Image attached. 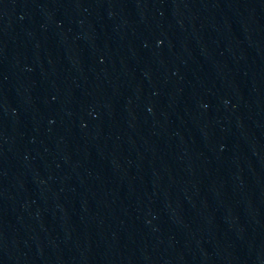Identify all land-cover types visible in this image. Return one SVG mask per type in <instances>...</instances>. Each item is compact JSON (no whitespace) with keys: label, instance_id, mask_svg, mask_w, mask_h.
<instances>
[{"label":"water","instance_id":"water-1","mask_svg":"<svg viewBox=\"0 0 264 264\" xmlns=\"http://www.w3.org/2000/svg\"><path fill=\"white\" fill-rule=\"evenodd\" d=\"M0 264H264V0H10Z\"/></svg>","mask_w":264,"mask_h":264}]
</instances>
